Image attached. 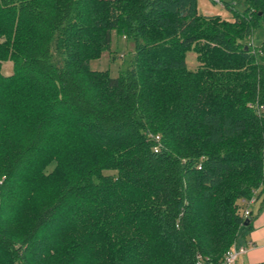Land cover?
Wrapping results in <instances>:
<instances>
[{
  "label": "trees",
  "instance_id": "trees-1",
  "mask_svg": "<svg viewBox=\"0 0 264 264\" xmlns=\"http://www.w3.org/2000/svg\"><path fill=\"white\" fill-rule=\"evenodd\" d=\"M221 1L0 0V264L222 262L264 205V0Z\"/></svg>",
  "mask_w": 264,
  "mask_h": 264
},
{
  "label": "rangeland",
  "instance_id": "rangeland-1",
  "mask_svg": "<svg viewBox=\"0 0 264 264\" xmlns=\"http://www.w3.org/2000/svg\"><path fill=\"white\" fill-rule=\"evenodd\" d=\"M197 8L201 13H218L225 18H232V11L219 1L197 0ZM255 35L250 38L251 42L249 44L256 43ZM133 52L134 40L132 37H127L113 29L111 31L109 48L103 50L99 56L91 58L89 60V66L93 69H107L111 75H116L120 69L127 66L133 56ZM186 62L189 68H194L197 65L195 53L191 49L186 52ZM1 68L4 73H10L12 71V61L10 59L3 60L1 62ZM105 172L110 171L106 170Z\"/></svg>",
  "mask_w": 264,
  "mask_h": 264
},
{
  "label": "crops",
  "instance_id": "crops-1",
  "mask_svg": "<svg viewBox=\"0 0 264 264\" xmlns=\"http://www.w3.org/2000/svg\"><path fill=\"white\" fill-rule=\"evenodd\" d=\"M252 219L243 227L235 243L246 244V251L240 253L235 263L256 264L264 261V205L255 200L251 205Z\"/></svg>",
  "mask_w": 264,
  "mask_h": 264
},
{
  "label": "built area",
  "instance_id": "built-area-1",
  "mask_svg": "<svg viewBox=\"0 0 264 264\" xmlns=\"http://www.w3.org/2000/svg\"><path fill=\"white\" fill-rule=\"evenodd\" d=\"M214 1H219L220 3H222L221 0H214ZM255 198L254 196H251L250 198H248L246 200L247 202V205L246 207L244 208L243 210V214L244 216H248L249 212H250V205L254 202ZM247 246L246 244H237V243H233L231 245L230 248H228L225 253H224V257H223V260L220 264H233L237 258V256L246 251L247 249ZM202 264V263H201Z\"/></svg>",
  "mask_w": 264,
  "mask_h": 264
}]
</instances>
